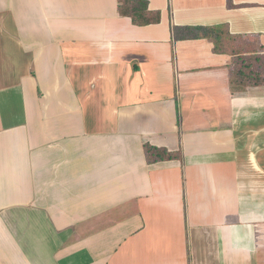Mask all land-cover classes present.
Instances as JSON below:
<instances>
[{
  "label": "crops",
  "instance_id": "crops-1",
  "mask_svg": "<svg viewBox=\"0 0 264 264\" xmlns=\"http://www.w3.org/2000/svg\"><path fill=\"white\" fill-rule=\"evenodd\" d=\"M122 1L0 0V264H264V0Z\"/></svg>",
  "mask_w": 264,
  "mask_h": 264
},
{
  "label": "trees",
  "instance_id": "trees-1",
  "mask_svg": "<svg viewBox=\"0 0 264 264\" xmlns=\"http://www.w3.org/2000/svg\"><path fill=\"white\" fill-rule=\"evenodd\" d=\"M131 0H124L120 3L119 5V10L121 13L126 14V15H135L133 10H145L146 9V2H136L139 3V7L130 9L128 7V3H130ZM156 18L153 19H144L143 18V23H149L152 21H156ZM224 33V32H223ZM204 35L206 37H210L212 34L210 31H204ZM245 52L248 51V49L244 48L243 49ZM237 53V52H235ZM234 70L238 73V75L241 77L240 79L245 82V83H250V84H260L264 82V62L263 61H257L255 57L248 56V57H243L240 55H237L234 57ZM144 153L147 162L152 163V162H157L161 160H168L173 157H176L177 154H174L172 152L167 151L164 148H159L156 146H153L151 144L145 143L144 144Z\"/></svg>",
  "mask_w": 264,
  "mask_h": 264
}]
</instances>
